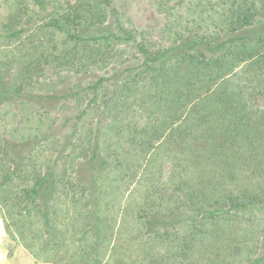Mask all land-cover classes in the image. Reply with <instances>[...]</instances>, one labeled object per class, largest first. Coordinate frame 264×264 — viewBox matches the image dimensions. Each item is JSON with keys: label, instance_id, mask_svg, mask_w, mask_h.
<instances>
[{"label": "rangeland", "instance_id": "obj_1", "mask_svg": "<svg viewBox=\"0 0 264 264\" xmlns=\"http://www.w3.org/2000/svg\"><path fill=\"white\" fill-rule=\"evenodd\" d=\"M76 7L74 30L63 18ZM229 37L241 39L210 73L191 56L147 65L138 48ZM254 148L264 0H0V264H264ZM48 173L50 242L18 199Z\"/></svg>", "mask_w": 264, "mask_h": 264}, {"label": "trees", "instance_id": "obj_2", "mask_svg": "<svg viewBox=\"0 0 264 264\" xmlns=\"http://www.w3.org/2000/svg\"><path fill=\"white\" fill-rule=\"evenodd\" d=\"M27 1L36 4L38 9L42 10L44 7L45 0H27ZM104 1L106 5L109 7L111 4V0H104ZM81 12H82V8L80 7H76L72 13L68 12V14L63 18L65 26L71 27V28L74 27L73 29L76 30L82 23L80 22V20L83 21V18H84ZM245 19H246L245 25L249 26L250 23L253 22L254 17L247 16L245 17ZM57 22L59 23V20H57ZM100 22H104L103 19H100ZM75 36L76 35H74L73 38ZM240 39H241L240 37H235V38L229 37V38L221 39L220 41L216 43H211V42H206L205 40H202V39L195 38L188 43L180 45L179 47L169 48L162 52H152L149 48L145 47L142 44H138V48L141 54L143 55V57L145 58L147 65L151 63L154 65H158L164 69L165 65L170 63L169 61L173 59L174 60L176 58L186 59L187 57L189 58L191 56L190 58L191 62H193L196 65V67L200 66V69L196 71L197 73L198 72L200 73L201 71L205 73L204 70H207V72L210 73L211 72L210 69H213V67H215L216 65V64L212 65V63H210L211 59H214V57L217 55L220 56L226 52H229L231 50V47L234 46L235 41L240 40ZM101 81H104V79ZM240 124H241V121L233 122V126H236V127H240ZM176 132H178V136L180 138L182 134L184 133V132H180L179 130H177ZM258 151H259L258 148H254V150L249 151L248 156H246L245 158V162L251 161L252 163L253 160L258 159L259 155L261 156L262 153H264V151L263 152H258ZM16 163L19 164L17 165V168L18 166L20 168L26 167V165L22 163V161L20 160L19 162H16ZM34 176H33L34 181H35L34 185L31 183L32 181H30L28 178L27 179L24 178L23 181L20 182V185L23 186L22 187L23 189L18 198L19 204L21 205L19 208L25 209V207L29 206L30 204H33V208H37V210L40 211L38 213H41L42 220L44 221V229H43L44 236L46 237V239L48 237L49 239H47V241L49 240L50 242V238H51V235H50L51 227L49 225L50 217H49V213L47 211H44V209L46 208L48 202L50 201L52 202V199L54 198L53 196L54 192L56 193V191H58L57 186H56V184L58 183L57 181L54 180V178L52 179L51 173H48L44 179H40L36 177V175ZM11 178H12V175L10 172L5 177H3L2 185L3 184L8 185L11 182L10 181ZM40 200L44 201L45 204L43 205L38 204V201ZM146 215L149 216V214H145V216ZM154 215L156 216V214ZM155 216H149L150 226L154 225V223L156 224L159 222V220L156 219ZM262 260L263 258L258 259L256 264H258Z\"/></svg>", "mask_w": 264, "mask_h": 264}]
</instances>
